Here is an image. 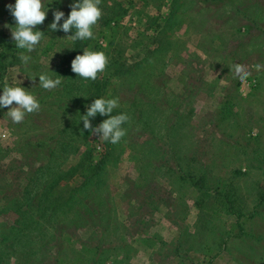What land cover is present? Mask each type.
<instances>
[{"label":"rangeland","instance_id":"rangeland-1","mask_svg":"<svg viewBox=\"0 0 264 264\" xmlns=\"http://www.w3.org/2000/svg\"><path fill=\"white\" fill-rule=\"evenodd\" d=\"M80 1L0 0V264H264V0Z\"/></svg>","mask_w":264,"mask_h":264},{"label":"trees","instance_id":"trees-1","mask_svg":"<svg viewBox=\"0 0 264 264\" xmlns=\"http://www.w3.org/2000/svg\"><path fill=\"white\" fill-rule=\"evenodd\" d=\"M75 4H76V10L80 9L81 11L79 14H77L76 19L74 21H70V25L72 26V28L77 27V25L83 26L85 25V23H89L93 21V19L89 17L86 6H83L81 1L79 2V0H75ZM70 25L69 27L71 28Z\"/></svg>","mask_w":264,"mask_h":264}]
</instances>
